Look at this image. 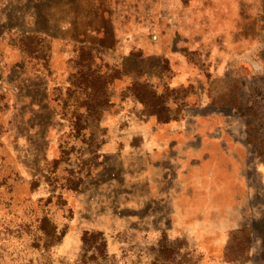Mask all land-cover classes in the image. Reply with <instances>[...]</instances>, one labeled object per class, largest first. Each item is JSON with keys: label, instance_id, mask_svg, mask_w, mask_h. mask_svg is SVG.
Wrapping results in <instances>:
<instances>
[{"label": "rangeland", "instance_id": "obj_1", "mask_svg": "<svg viewBox=\"0 0 264 264\" xmlns=\"http://www.w3.org/2000/svg\"><path fill=\"white\" fill-rule=\"evenodd\" d=\"M0 264H264V0H0Z\"/></svg>", "mask_w": 264, "mask_h": 264}]
</instances>
